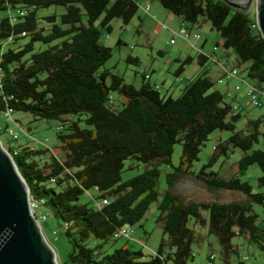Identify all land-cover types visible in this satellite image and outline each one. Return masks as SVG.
Segmentation results:
<instances>
[{
    "label": "trees",
    "instance_id": "obj_1",
    "mask_svg": "<svg viewBox=\"0 0 264 264\" xmlns=\"http://www.w3.org/2000/svg\"><path fill=\"white\" fill-rule=\"evenodd\" d=\"M156 1L189 25L200 19L210 22L223 49L234 52L233 67H241L240 75L245 71L244 80L254 82L264 98V40L252 27L254 12L238 11L222 0ZM18 8L25 13L12 21L10 14ZM50 8L51 13L39 15V9ZM58 8L62 11L56 12ZM138 8L139 0H0V14L4 13L0 15V112L11 108L33 119L60 123L69 118L56 127L61 158L52 155L48 146L32 148L28 140L16 144V151L5 146L30 197L43 200L42 206L64 228L71 250L62 264H187L194 257L193 244L202 240L191 222L216 236L221 264H231V257L238 255L236 237L264 250V226L257 224L253 209V204L264 207V143L256 147L264 141V114L238 128L240 105L233 111L226 92L212 88L214 80L207 71L173 97L148 82L146 72L135 86L102 68L112 56V48L100 40L102 35L112 31L114 18L127 24ZM122 44L118 39L116 45ZM126 60L139 62L132 55ZM191 60L186 57L174 74ZM214 130L229 135L217 142L207 162L192 170ZM176 144L181 145V154L173 165ZM237 150L241 151L236 161L239 170L259 167L258 190L235 173L213 169L220 158L224 161ZM127 159L147 168L123 180ZM161 164L172 167L164 191L158 186ZM183 175H192L210 190L238 191L246 199L184 201L172 190ZM90 190L89 200L81 201ZM104 197L108 204L97 207ZM153 201L163 231L154 254L146 258L140 250H103L117 239L114 233L120 227L138 223Z\"/></svg>",
    "mask_w": 264,
    "mask_h": 264
},
{
    "label": "rangeland",
    "instance_id": "obj_2",
    "mask_svg": "<svg viewBox=\"0 0 264 264\" xmlns=\"http://www.w3.org/2000/svg\"><path fill=\"white\" fill-rule=\"evenodd\" d=\"M149 3L151 10L149 14H145L142 11V4ZM53 11L50 9H39V15H47ZM56 12H61L62 9L58 8ZM254 12V8L251 9ZM1 13V12H0ZM0 15H4L0 14ZM204 21V20H203ZM112 31L108 34H104L101 37V42L112 48V56L108 59L102 68H106L113 73L120 74L124 77L126 83H131L135 86H139L142 81V73H148L149 77L146 79L151 84L158 85L161 93L165 90L171 91L170 94L173 97H177L181 94L184 86L188 82L200 74L204 69L208 70V75L214 80L212 88L222 89L223 85L217 82V78L220 75V70L217 64L211 60V54L216 45L219 42V55L222 49L221 38L219 34L211 28V24L208 21L203 22V28L199 30L200 38L190 40L185 39L179 34V29L182 25L188 26L187 22L180 20L178 16L172 14L169 10L165 9L156 0H139V8L136 14L131 20L124 24L122 20L114 18L111 21ZM174 39L171 43L170 40ZM204 38H207L204 50L199 48ZM121 39L123 44L117 46L116 42ZM20 43V42H19ZM192 43L196 44V47H192ZM16 45V44H13ZM197 48L203 50L210 58L205 62L204 66L197 63L196 55ZM229 56L222 57V63L227 68L236 66L235 54L230 49ZM128 55L137 56L139 58L138 64L128 62L126 60ZM191 55L195 57L194 61L184 65L183 70L179 75L174 74L182 61ZM241 69V67H238ZM242 76L246 75L245 71L241 72ZM178 80L180 82H178ZM248 81V80H246ZM231 88L230 93L226 99L231 103L235 102L240 105L242 117L237 122V127H245L246 122L249 119H255L258 116L264 114V98L259 97V106H253L248 97L245 95L247 90V83L239 81L236 78L230 80ZM238 84L239 90H236L234 86ZM116 98L117 93H113ZM125 101V97H124ZM14 118H18L21 122L19 125L15 122ZM65 122L55 119H33L32 115L25 112H13L10 118H6L3 112H0V141L3 147L8 145V130L15 128L19 132V137L16 143H22L26 140L33 142L37 147L48 146L52 149L50 153L58 158L62 157V151L58 148L59 139L57 136L56 127L60 124H66L69 120L68 117H64ZM264 124V122H263ZM262 124V125H263ZM229 135L228 131L214 130L208 140H206L204 146L199 153V159L193 162L192 170H197L202 164L207 162L210 155L213 152V147L220 139H224ZM262 143L256 145L261 146ZM181 154V145H174V149L171 155V163L177 165ZM241 157V151L234 152L231 157L225 159L220 158L213 169L218 168L225 170L226 175L237 174V176L243 180L248 181L254 188L258 190L257 178L261 175V171L257 165H250L247 169L239 170L236 165V161ZM47 156L45 161H49ZM132 165V168L129 166ZM147 168V165L142 162L133 161L127 159L125 161V167L121 172L123 180H127ZM160 176L158 179V186L161 191L168 188L166 174L172 170V167L167 164H161L159 166ZM174 193L179 194L184 201H196L204 202L210 200H219L223 202L229 201H245L246 196L238 191L214 189L210 190L204 183L194 178L192 175H183L175 182L172 187ZM93 191H87L80 197L81 201H88L90 194ZM95 202L91 201L90 205L94 206ZM253 209L258 213L257 224L264 226V207L259 204H253ZM41 213L46 214L45 219L39 217V224L42 229L43 235L49 242L54 250L56 263L62 264L67 260V255L71 250V245L64 234V228L61 222L57 220L51 213L45 208L40 207ZM204 215L205 212H203ZM158 209L157 201H153L144 216L140 221L134 225L129 226L131 233L130 237H120L111 240L108 244L104 245L103 250L110 253L115 248H127L128 250L142 251L145 257L154 254L159 244L160 239L163 237V231L161 226L157 223ZM193 226L201 235V239L198 243L193 244L192 250L194 257L188 261L187 264H207V255L210 252L217 254L216 264H221L219 254V243L214 235H207L206 229L196 226L191 222ZM165 237V236H164ZM234 243L238 247V255L231 257V264H238V260H243V264H264V250H261L255 245L248 244L242 237L234 238ZM90 245H93V241L90 240ZM166 249H168L166 247Z\"/></svg>",
    "mask_w": 264,
    "mask_h": 264
},
{
    "label": "water",
    "instance_id": "obj_3",
    "mask_svg": "<svg viewBox=\"0 0 264 264\" xmlns=\"http://www.w3.org/2000/svg\"><path fill=\"white\" fill-rule=\"evenodd\" d=\"M249 12L254 8L264 40V0H222ZM29 188L0 141V264H57L55 253L29 207Z\"/></svg>",
    "mask_w": 264,
    "mask_h": 264
},
{
    "label": "built area",
    "instance_id": "obj_4",
    "mask_svg": "<svg viewBox=\"0 0 264 264\" xmlns=\"http://www.w3.org/2000/svg\"><path fill=\"white\" fill-rule=\"evenodd\" d=\"M148 8H149V5H146L145 9L148 10ZM24 13H25L24 9L18 8L13 13L10 14V19L12 21H15L17 16H22ZM254 14H255V12H254ZM252 27H257L256 17H255V23L252 24ZM199 30H201L200 23L195 22V23H192L188 26L182 25L179 29V34L182 35L187 40H190L191 38L198 39V38H200ZM173 41H174V39L172 38L170 40V42L172 43ZM214 49H216V47H214ZM234 78L242 79V81L247 83V90H246L245 95L248 97V100L250 101V103L253 106L261 105L260 101L258 99L259 95H260V91L256 88V84L252 81H245L244 77H242L240 75V69L238 67L227 68V67L223 66L221 74L217 78V82L220 84H223V83H226V81H230ZM234 88L236 90H239L240 86L238 84H236L234 86ZM228 95H229V93H228ZM232 109H233V111H237L238 110V104L233 102L232 103ZM3 113H4V116L9 119L13 113V110L11 108H8ZM1 129L2 128L0 127V130ZM18 137H19V132L15 128L9 129L8 130V145H7V147L16 151V144H18V143H16V141L18 140ZM31 146H32V148H37V146H35L33 144V142H31ZM49 149H50V151H52V149L50 147H49ZM54 181H55V179L52 178L51 182H54ZM108 202H109L108 197H104V198L99 199L95 205L97 207H99V206L108 204ZM42 203H43V200H36V199L29 197V207H30L31 213L37 218L38 222H39V217H42L43 219H45L47 216V213L43 214L39 210L40 207L44 208L42 206ZM130 233H131L130 227L125 225V226L120 227L119 230H117L114 233V238H120V237L129 238ZM216 258H217L216 253H214V252L210 253L207 257V264H216ZM246 259H247V257H245L243 260H246Z\"/></svg>",
    "mask_w": 264,
    "mask_h": 264
},
{
    "label": "crops",
    "instance_id": "obj_5",
    "mask_svg": "<svg viewBox=\"0 0 264 264\" xmlns=\"http://www.w3.org/2000/svg\"><path fill=\"white\" fill-rule=\"evenodd\" d=\"M146 5H149V8H148V10H146L145 9V7H146ZM150 10H151V5L147 2V3H145V4H142V11L146 14H149L150 13ZM203 20H199V23H200V26H201V29L203 28ZM206 41H207V38H204V40H203V42L200 44V47L199 48H201V49H203L204 50V47H205V43H206ZM218 44H219V42H216V45H215V47H216V49H213V52H212V54H211V60H212V62L213 63H215V64H217V66L219 67V72H220V74H221V71H222V68H223V66H225L221 61V59H222V57H227V56H229V51L227 50V51H225L224 49H223V47H222V49H221V52H220V55H219V53H218V51H219V47H218ZM192 47L194 48V47H196V44L194 43H192ZM199 48H197V55H196V61H197V63L198 64H200L201 66H204L205 65V62L210 58L203 50H201V49H199ZM199 55H201L202 57H200V58H198V56ZM188 56H191V55H188ZM187 56V57H188ZM192 57V60H191V62L192 61H194V59H195V57H193V56H191ZM204 59L206 60L205 62H204ZM176 70H174V72H175ZM204 71H207L208 72V70H206V69H204L202 72H204ZM179 75V74H178ZM193 79V78H192ZM237 80V79H236ZM239 81H242V79H238ZM178 82H180L179 80H178ZM244 82V81H243ZM224 84H226V85H223V88L220 90V91H223V92H226V94L228 95V93H230V88H231V82L230 81H226V83H224ZM218 89V88H217ZM172 91V90H171ZM171 91H167V90H165V92L164 93H166V94H169V95H171L170 94V92ZM14 119H16L19 123H21L20 122V120L18 119V118H14Z\"/></svg>",
    "mask_w": 264,
    "mask_h": 264
}]
</instances>
